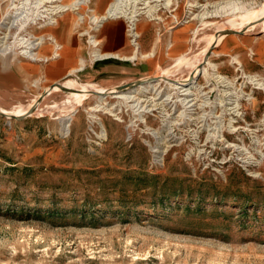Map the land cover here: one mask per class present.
<instances>
[{
    "label": "rangeland",
    "instance_id": "obj_1",
    "mask_svg": "<svg viewBox=\"0 0 264 264\" xmlns=\"http://www.w3.org/2000/svg\"><path fill=\"white\" fill-rule=\"evenodd\" d=\"M22 1L0 0V19ZM115 1L51 15L68 12L85 57V29L103 53L126 43L141 75L77 64L0 93V264H264V0H126L108 19ZM93 14L105 20L95 31L79 22ZM54 53L49 40L40 60L21 58Z\"/></svg>",
    "mask_w": 264,
    "mask_h": 264
},
{
    "label": "crops",
    "instance_id": "obj_2",
    "mask_svg": "<svg viewBox=\"0 0 264 264\" xmlns=\"http://www.w3.org/2000/svg\"><path fill=\"white\" fill-rule=\"evenodd\" d=\"M107 0H98V5L100 7L105 6ZM105 3V4H104ZM93 10V9H92ZM93 12V11H92ZM0 13H1V3H0ZM68 12L62 14L57 19L56 24L50 26L55 30V36L41 34L44 37V42L51 40L54 45L55 53L51 56L53 60L47 63H37L28 59L21 58L15 52L2 53L0 52V93H15V92H26L31 91L35 84H39L40 81H52L54 82L58 78L65 75V73H70L77 64L79 65L76 69H82L85 65L94 67L98 72L105 71L107 74L118 75L124 74L125 76L131 75H141L143 71V66L137 63H125L123 61L124 54L128 52L126 48V43L121 41H114L113 47H105L107 50V56L104 57H93L92 56V46H90L89 56H83L80 52V41L78 38L73 37L71 30L64 21ZM108 19H118V18H108ZM106 19V20H108ZM139 19V18H138ZM87 21L90 25L91 30H97L102 26L105 21L100 20L98 24L89 19H83ZM145 21V20H144ZM80 22V21H79ZM146 22V21H145ZM137 21L135 23L136 31ZM103 31L101 33L100 39H112V29L116 26L113 23H108L103 26ZM84 34H90L89 30L83 32ZM138 34V32H136ZM57 39L61 42V46L57 43ZM98 41V40H97ZM42 43V44H43ZM41 44V45H42ZM99 41L97 42V45ZM97 47V46H96ZM39 48V47H38ZM50 46L46 45L43 49L45 54L50 52ZM61 49V50H60ZM61 52H60V51ZM60 53V54H59ZM116 54V55H114ZM38 55V50H37ZM59 55V56H58ZM58 56L57 58H54ZM48 57H43L47 61ZM41 58L37 56L36 60ZM100 61L98 66L95 63ZM20 106H16L18 108ZM14 108V109H15ZM2 110H7L0 107Z\"/></svg>",
    "mask_w": 264,
    "mask_h": 264
},
{
    "label": "bare ground",
    "instance_id": "obj_3",
    "mask_svg": "<svg viewBox=\"0 0 264 264\" xmlns=\"http://www.w3.org/2000/svg\"><path fill=\"white\" fill-rule=\"evenodd\" d=\"M25 1V0H24ZM22 1L21 5H16L15 3L10 2L9 5V9L7 8V10L4 12L3 14V19L0 22V29L3 30V35H2V39H0V52L2 53H8V52H15L16 54H18L21 57H25V58H30L32 60H36L37 58V50L38 47L44 42V37L42 36H37V39H39L38 41L34 42L33 37H35L34 34H31L29 32L26 31V27L27 24L29 23V25H34V24H44L45 25H53L56 24V19L53 15L51 14H56L59 10L58 9H63L64 11L67 10L68 8L70 9H78L80 6H87L90 2V0H71L70 2L64 3L62 5L59 6V8L51 10V9H47L44 8L43 6H41V3L44 0H37L36 4L39 6L38 7V13H35L33 15V5L31 4V2L29 0H26L25 2ZM61 1V0H59ZM126 0H116L114 3H112L109 8H107L106 10V15L108 16V18H117V16L119 14H126L122 11V4L125 3ZM35 3V1H34ZM148 3V2H147ZM36 5V6H37ZM43 7V8H42ZM48 10L51 11V13L48 12ZM140 11V10H139ZM137 11L136 6L133 7V11L130 17V22L131 25H129V32H130V36L132 37H136V31H135V21L138 20V16L140 15V12ZM46 13V14H44ZM37 14V15H36ZM147 15H150V12H146ZM43 18H46L47 21L44 23L43 22ZM92 21L96 22V24H98L100 22V20H102V18L95 14H93L91 16ZM107 18V17H106ZM79 21H83L80 20ZM11 28H16V31L12 32ZM26 31L27 34H29V36L24 37V35L22 33H19V31ZM89 43L90 45L93 47L92 48V56L93 57H104L107 56V53H103L100 49H98L97 46V41L94 38V36L92 34H89ZM29 48V49H27ZM37 49V50H36ZM33 50H36L33 52ZM201 68V66H199V69ZM203 72L205 73V69H203ZM198 74V73H197ZM191 76H193V73L191 74ZM190 76V77H191ZM190 80V79H189ZM190 86L191 83H190ZM190 86H187L186 88H182L183 90H188ZM57 86H53V87H49V89L45 90V93L49 92L51 89H55ZM124 87H120L119 90H123ZM179 88V87H177ZM70 92V91H69ZM83 94L88 95L87 92L85 91H81ZM188 92V91H187ZM97 93V97L101 100L103 98H101V96H105V93H101V92H96ZM105 94V95H103ZM116 97H123L122 94L120 95H116ZM235 107V106H234ZM1 111V110H0ZM3 112V111H1ZM5 113V112H4ZM6 114V113H5ZM9 115H14V114H9ZM16 116V115H15ZM91 119L94 120L95 119V115L91 114ZM66 119L69 120L70 117H66L63 119L62 123V129L63 130H67V124H65L64 120Z\"/></svg>",
    "mask_w": 264,
    "mask_h": 264
},
{
    "label": "built area",
    "instance_id": "obj_4",
    "mask_svg": "<svg viewBox=\"0 0 264 264\" xmlns=\"http://www.w3.org/2000/svg\"><path fill=\"white\" fill-rule=\"evenodd\" d=\"M2 19H3V16H2V18L0 19V22L2 21ZM31 26H32L33 28H35V29H38V28H42V27H44V24L40 23V24H38V25H37V24L29 25V23H28V24H27V27H26V31L29 32V33H31V31H30V30L32 29ZM44 28H45V27H44ZM32 30H33V29H32ZM11 31H12V32L16 31V28H11ZM26 31H24V30L21 31V30H20V31L18 32V34H19V33H22V34L24 35V37H27V36H29V34H27ZM31 34H32V33H31ZM2 35H3V30L0 29V39H2ZM131 38H132V40H134V37H131ZM33 40H34V42H36V41H38L39 39H37V36H35V37H33ZM27 49H29V48H27ZM33 52H34V50H33Z\"/></svg>",
    "mask_w": 264,
    "mask_h": 264
},
{
    "label": "water",
    "instance_id": "obj_5",
    "mask_svg": "<svg viewBox=\"0 0 264 264\" xmlns=\"http://www.w3.org/2000/svg\"><path fill=\"white\" fill-rule=\"evenodd\" d=\"M51 87H53V86H51ZM58 87H59L60 89L64 90V91H78V90H77L78 88H69V87L64 86V85H62V84H58ZM121 87H122V86H121ZM123 87H124V86H123ZM0 114H1V115H6L4 112H1V111H0ZM10 116L17 117V116H15V115H10Z\"/></svg>",
    "mask_w": 264,
    "mask_h": 264
}]
</instances>
